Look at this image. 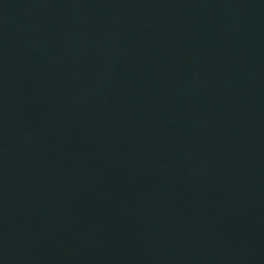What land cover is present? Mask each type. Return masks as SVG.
<instances>
[{
	"label": "water",
	"instance_id": "95a60500",
	"mask_svg": "<svg viewBox=\"0 0 264 264\" xmlns=\"http://www.w3.org/2000/svg\"><path fill=\"white\" fill-rule=\"evenodd\" d=\"M264 43V0H0V133Z\"/></svg>",
	"mask_w": 264,
	"mask_h": 264
}]
</instances>
